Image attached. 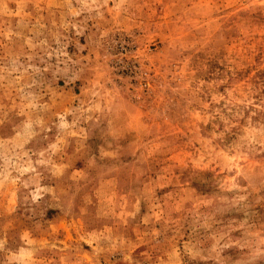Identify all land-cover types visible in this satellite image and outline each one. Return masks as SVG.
Returning <instances> with one entry per match:
<instances>
[{
  "label": "rangeland",
  "instance_id": "rangeland-1",
  "mask_svg": "<svg viewBox=\"0 0 264 264\" xmlns=\"http://www.w3.org/2000/svg\"><path fill=\"white\" fill-rule=\"evenodd\" d=\"M0 264H264V0H0Z\"/></svg>",
  "mask_w": 264,
  "mask_h": 264
}]
</instances>
